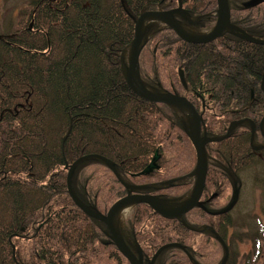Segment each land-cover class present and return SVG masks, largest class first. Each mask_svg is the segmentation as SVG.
Instances as JSON below:
<instances>
[{
    "label": "trees",
    "instance_id": "16d2710c",
    "mask_svg": "<svg viewBox=\"0 0 264 264\" xmlns=\"http://www.w3.org/2000/svg\"><path fill=\"white\" fill-rule=\"evenodd\" d=\"M249 1L229 0L231 22L264 40V4L245 8ZM179 6L189 19L199 18L189 25L178 17L182 26L197 33L215 26L216 0H31L15 29L0 35V264H130L105 225L85 210L106 215L129 193L169 204L189 197L197 156L188 118L139 98L122 65L139 16ZM140 70L153 91L194 105L207 138H223L233 122L250 121L255 144L264 143V45L231 32L207 44L186 43L153 22ZM251 131L244 122L229 138L206 146L203 207L185 215L184 223L135 205L120 231L145 264L171 244L155 264H237L232 246L245 239L234 217L241 173L264 167V150L252 148ZM86 156L93 157L72 177L82 209L69 195L67 178ZM154 184L167 185L131 189ZM242 225L256 254L260 234L245 220ZM219 239L230 250L226 261Z\"/></svg>",
    "mask_w": 264,
    "mask_h": 264
},
{
    "label": "water",
    "instance_id": "95a60500",
    "mask_svg": "<svg viewBox=\"0 0 264 264\" xmlns=\"http://www.w3.org/2000/svg\"><path fill=\"white\" fill-rule=\"evenodd\" d=\"M264 3V0H252L249 3L245 4L246 8H253L258 5ZM218 4V11H217V23L215 28L204 36L193 35L187 31H185L178 23L175 18V15H182L186 13L182 7L166 11V12H146L143 13L136 21L135 25V37L133 42L128 48V63H124L122 58V65L124 69L125 80L128 86L134 91V93L141 98L142 100L150 103H157V104H165L177 109H180L184 112L188 113L189 123H190V139L195 147L196 154H197V169H196V182L194 191L189 200L184 202L183 204L175 207L169 208L165 206L162 202L154 198L153 196L147 195H140V194H133L129 195L117 203H115L110 210L108 211L107 215H96L92 212L85 210L89 215L94 218H98L107 228L108 234L115 244L119 252L128 260L130 264H144L143 258H138L128 247L125 240L123 239L122 235L120 234L118 228L115 226L114 221L116 218L117 213L121 208L125 205L132 204H146L151 209H153L157 214L160 216L167 218V219H177L179 221L183 220V217L195 209L196 207H201L200 200L203 196L205 187H206V179H207V172H208V160L206 154V146L209 143L213 142H220L224 139L230 137L231 133L244 121L233 122L228 129L227 134L225 137L220 139H210L207 138L206 135L203 136L202 134V117L196 110V108L185 98L179 97L176 95H157L150 91V89L144 84L141 74H140V55H141V44L143 42L146 27L151 22H161L165 24L169 29H172L176 35L183 40L184 42L191 43V44H207L211 43L220 37H222L225 33L231 32L237 34L241 39L253 43L264 45V41L257 40L251 36H249L244 31L240 30L239 28L235 27L231 23V12L229 7L228 0H217ZM180 77L182 83L185 85V81L183 78V74L180 72ZM262 89L264 90V81L262 83ZM252 127V135H251V145L252 148L256 151L264 149V147L256 148L253 144L254 142V134H255V125L251 123ZM264 127V118L261 122V130ZM93 156H86L79 160H77L70 168L68 178H67V186L68 191L75 202V204L84 209L83 206L79 203L75 194L72 189V177L75 171L76 166L87 158H92ZM157 161V158L154 159L153 163L149 166L147 171H149L153 166L154 163ZM112 171L116 174V171L113 167H111ZM172 245L165 246L161 248L156 255L153 257L150 264H154L157 260L160 253L171 247ZM228 249L226 248V255L228 257Z\"/></svg>",
    "mask_w": 264,
    "mask_h": 264
},
{
    "label": "rangeland",
    "instance_id": "374dc122",
    "mask_svg": "<svg viewBox=\"0 0 264 264\" xmlns=\"http://www.w3.org/2000/svg\"><path fill=\"white\" fill-rule=\"evenodd\" d=\"M30 1L31 0H0V35L15 29L16 24H18L21 11L28 6ZM186 30L195 34L189 29ZM262 136V139H264L263 134ZM254 145L257 146L255 142ZM261 146H264V143L261 144ZM241 176L243 182L241 186V192L237 196L240 198L234 212V217L237 219V221H241L238 231L242 233L241 237L245 239H243L241 243L237 242L232 246L233 252L237 257V264H264V167L258 166L256 168L249 169L242 172ZM190 178L194 180L195 176H191ZM166 185L167 184H160L159 186L165 187ZM129 195L132 194L129 193L127 196ZM179 205L180 204H165V206L169 208H175ZM132 208L133 207H131L129 213H123L119 217L117 222V228L119 230L124 224L125 219L131 215ZM244 220L254 226L257 233L259 232L260 234L259 246L256 248V254L252 252V243L249 239H246L247 237L249 238V236H246L248 233V227L242 225ZM222 248L224 249L223 246ZM183 250L185 249L183 248ZM220 254L221 249L217 247L215 256H219ZM247 254H249V256H247ZM252 255L257 258L252 257ZM248 260H250V262H248Z\"/></svg>",
    "mask_w": 264,
    "mask_h": 264
},
{
    "label": "bare ground",
    "instance_id": "6f19581e",
    "mask_svg": "<svg viewBox=\"0 0 264 264\" xmlns=\"http://www.w3.org/2000/svg\"><path fill=\"white\" fill-rule=\"evenodd\" d=\"M132 206H133L132 204H128V205H125L123 208H121V209L119 210V212H118L117 215H116L115 221H114L115 226L117 225V222H118L119 217H120L123 213H129V211H130V209H131ZM116 227H117V226H116Z\"/></svg>",
    "mask_w": 264,
    "mask_h": 264
},
{
    "label": "flooded vegetation",
    "instance_id": "af4514ba",
    "mask_svg": "<svg viewBox=\"0 0 264 264\" xmlns=\"http://www.w3.org/2000/svg\"><path fill=\"white\" fill-rule=\"evenodd\" d=\"M183 15H186V14H183ZM145 195H150V194H145ZM203 198V197H202ZM202 198H201V201H202Z\"/></svg>",
    "mask_w": 264,
    "mask_h": 264
}]
</instances>
